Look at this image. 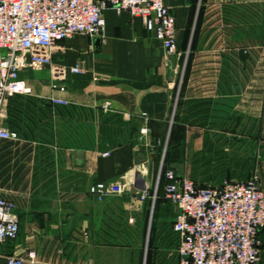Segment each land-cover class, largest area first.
Returning <instances> with one entry per match:
<instances>
[{"label": "crops", "instance_id": "crops-1", "mask_svg": "<svg viewBox=\"0 0 264 264\" xmlns=\"http://www.w3.org/2000/svg\"><path fill=\"white\" fill-rule=\"evenodd\" d=\"M167 4L178 50L170 57L140 18L111 8L102 39L59 42L52 61L82 68L67 70L64 90L53 92L66 104L48 99V67L20 70L31 92L8 96L0 117L18 135L0 140V198L15 203L20 228L5 252L32 249L36 264H178L169 200L151 206L124 193L98 201L89 185L135 180L164 140L187 156L192 142L200 149L228 138L235 125L238 136L261 138L264 0Z\"/></svg>", "mask_w": 264, "mask_h": 264}, {"label": "built area", "instance_id": "built-area-1", "mask_svg": "<svg viewBox=\"0 0 264 264\" xmlns=\"http://www.w3.org/2000/svg\"><path fill=\"white\" fill-rule=\"evenodd\" d=\"M168 0H0V117L3 101L14 94L30 93L19 78L23 68H49L52 103L66 104L53 94L64 90L66 71L82 72L79 63L68 68L52 61L59 42L75 34L103 38V11L128 12L140 18L164 49L166 57L177 53L175 19ZM146 126L140 133L146 132ZM16 131L0 125V140H15ZM106 154V153H104ZM135 180L96 181L87 193L101 201L112 195L135 194L140 200L156 199L162 177L163 198L175 206L172 229L178 236V264H259L264 227V194L256 176L224 180L219 185H202L160 162L154 188L146 179L148 165L140 164ZM137 174V175H136ZM150 181L146 185V181ZM137 188V189H136ZM20 234L19 220L12 200L0 198V247L12 244ZM36 264L35 251L26 255L0 248V264ZM61 264V263H54Z\"/></svg>", "mask_w": 264, "mask_h": 264}, {"label": "rangeland", "instance_id": "rangeland-1", "mask_svg": "<svg viewBox=\"0 0 264 264\" xmlns=\"http://www.w3.org/2000/svg\"><path fill=\"white\" fill-rule=\"evenodd\" d=\"M263 79L261 76V84ZM235 128L232 130L233 135L228 138L203 141L200 149L192 142L187 156L180 154L178 142L161 141L152 158L151 190L154 188L157 169L161 162L164 168L172 169L178 175L193 178L202 185H219L224 180L256 176L257 185L264 194V133H261L260 139L258 135L247 139L238 136V126L235 125ZM157 196V200H166L163 198L162 187L158 190ZM260 241L259 264H264V239L260 237Z\"/></svg>", "mask_w": 264, "mask_h": 264}, {"label": "water", "instance_id": "water-1", "mask_svg": "<svg viewBox=\"0 0 264 264\" xmlns=\"http://www.w3.org/2000/svg\"><path fill=\"white\" fill-rule=\"evenodd\" d=\"M99 39V38H98ZM98 41V40H97ZM137 175V174H136ZM152 175V160L150 159L148 162V168H147V174H146V179L150 180ZM143 180H135L134 185L137 188H142Z\"/></svg>", "mask_w": 264, "mask_h": 264}, {"label": "trees", "instance_id": "trees-1", "mask_svg": "<svg viewBox=\"0 0 264 264\" xmlns=\"http://www.w3.org/2000/svg\"><path fill=\"white\" fill-rule=\"evenodd\" d=\"M154 158V157H153ZM163 169H165L164 168V166H163ZM160 187H162V177L160 178V181H159V183H158V187H157V190H156V194L158 195V190L160 189ZM156 195V196H157ZM157 198H158V196L156 197V199L155 200H157Z\"/></svg>", "mask_w": 264, "mask_h": 264}]
</instances>
